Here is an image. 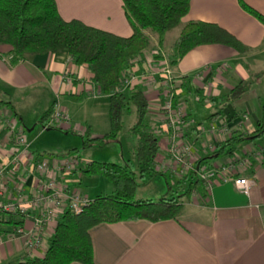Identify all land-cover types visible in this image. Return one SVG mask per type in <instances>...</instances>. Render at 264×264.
<instances>
[{
	"label": "crops",
	"instance_id": "obj_1",
	"mask_svg": "<svg viewBox=\"0 0 264 264\" xmlns=\"http://www.w3.org/2000/svg\"><path fill=\"white\" fill-rule=\"evenodd\" d=\"M239 1L264 14V0H189L187 12L173 27L177 29L176 34L165 38L171 30L166 31L159 47L171 50L181 25L189 20L215 22L248 47L238 53L220 43L200 44L171 65L173 73L180 76L181 84H184L177 89V101L195 122L193 126L183 128L182 137L196 157L209 154V144L215 147L225 136L207 132V125L213 120L224 117L230 130L247 133L255 130L262 121L261 135H247L238 143L232 157H215L213 154L210 166L216 168L219 180L210 185L204 196L192 190L185 197L181 192L182 209L176 218L151 222L143 219L100 222L90 227L94 264H264V25L244 10ZM55 4L65 20L76 18L120 36L131 33L121 0H55ZM144 32L154 44L155 36L148 30ZM7 50L6 45L0 44V98L8 101V105H0V111L6 110L25 128L33 119L37 121L39 113L57 98L67 114L66 122L57 128H72L80 136L85 131L92 135L106 131L94 123L92 114H100L102 126L104 112L108 122L107 96L100 94L98 87L90 81L86 64H75L62 49L23 53L11 62ZM144 54V60H147V49ZM219 62L225 65L214 70ZM62 75L69 77L68 80ZM251 76L255 78L249 79ZM239 80H248L247 88L239 97L225 101V93ZM137 83L148 102L147 117L157 127L158 149L153 163L160 167L167 161L161 99L154 86L141 79ZM190 91L194 92L197 101L208 102L213 107L205 119V126L192 118L189 107L183 102L185 92ZM28 129H24L25 139ZM26 140L30 148L31 142ZM7 146L0 124V152L5 153ZM30 151L41 155L37 150ZM53 161L57 160H50ZM157 171L163 172L166 180L167 175L174 173L168 169ZM68 174L75 175V172ZM223 175L250 179L247 194L237 191L231 178L224 179ZM181 180L188 182L187 177ZM67 184L85 194L81 185ZM31 223L27 217L22 226L27 228ZM54 223H47L41 245L32 249L24 246L21 236L0 234V264L24 256H41ZM68 264L81 263L72 261Z\"/></svg>",
	"mask_w": 264,
	"mask_h": 264
},
{
	"label": "trees",
	"instance_id": "obj_2",
	"mask_svg": "<svg viewBox=\"0 0 264 264\" xmlns=\"http://www.w3.org/2000/svg\"><path fill=\"white\" fill-rule=\"evenodd\" d=\"M121 3L131 28L127 36L87 25L76 18L65 20L59 15L55 0H0V44L7 46L9 61L18 60L23 53L65 50L75 64H86L90 81L98 87L100 94L107 96L108 129L99 135L83 132V142L104 143L115 138L121 128L122 111L129 103L133 106L134 121L127 130L131 139L130 153L137 169L136 176L130 162L84 161L79 170L86 175L104 176L111 183L110 193L92 196L77 212L67 208L62 210L55 219L51 237L41 256H24L7 264H68L72 261L94 264L89 236V228L93 225L136 219L151 222L176 218L181 212L182 203L177 194L169 193L156 200L134 197L138 184L145 183L157 173H164L153 166L158 149L157 127L147 117L145 95L138 83L122 88L121 74L123 69L131 66L138 69L134 58L140 55L144 59L145 49L148 50V63L156 67L161 65V55L157 48L151 47V38L144 30L153 34L157 44H161L163 34L177 26L187 12L189 0H121ZM239 4L264 25V14L242 1ZM207 43L227 45L238 53L248 49L235 35L215 22L189 20L181 25L171 45L168 63L174 65L186 51ZM247 86L248 80H239L225 93L224 100L239 97ZM176 94L174 103L178 102ZM0 105H8V101L0 98ZM51 112L52 103L39 113L37 121H46ZM262 127L260 121L251 133L231 129L209 154L196 157L194 164L210 166L213 154L215 157L234 156L238 143L249 134L260 136ZM73 172L76 168L70 171ZM186 177L188 182L182 194L188 197L194 190L204 196L206 181L197 178L192 171L180 175L179 179ZM22 222V213L1 211L0 234L10 235Z\"/></svg>",
	"mask_w": 264,
	"mask_h": 264
},
{
	"label": "built area",
	"instance_id": "obj_3",
	"mask_svg": "<svg viewBox=\"0 0 264 264\" xmlns=\"http://www.w3.org/2000/svg\"><path fill=\"white\" fill-rule=\"evenodd\" d=\"M157 50L162 58L161 65L152 66L140 55H136L134 61L139 67L137 70L133 66L122 70L121 87L137 83L139 79L145 80L154 86L161 99V121L165 130L167 161L162 162L160 167L153 163L154 168L163 171L168 169L178 175L192 171L197 178L206 181L207 190L213 182L219 180L216 168L194 164L196 156L190 144L183 140L182 133L183 128L193 126L195 122L186 115L179 102H173L176 90L181 86V78L173 73L167 54L160 48ZM224 65V62H219L213 69L219 70ZM61 77L66 80L69 78L65 75ZM7 113L6 110L0 111V124L8 144L6 152H0V212L17 211L23 214V219H31L30 227L16 226L12 234L23 237L24 246L32 249L41 245L42 234L49 221L55 220L66 208L73 212L79 211L89 197L65 181V174L76 168L77 158L72 156L50 162L42 155L30 151L29 142L24 137V126ZM66 120L67 114L55 98L51 115L40 123V129L61 126ZM206 130L212 135L215 132L226 135L230 128L223 117L210 122ZM208 148L212 150L214 146L209 144ZM223 178H231L233 187L247 194L250 179L245 176L227 175H223ZM1 239L0 236V241Z\"/></svg>",
	"mask_w": 264,
	"mask_h": 264
},
{
	"label": "rangeland",
	"instance_id": "obj_4",
	"mask_svg": "<svg viewBox=\"0 0 264 264\" xmlns=\"http://www.w3.org/2000/svg\"><path fill=\"white\" fill-rule=\"evenodd\" d=\"M170 30L171 31L166 33L165 38L167 36L170 37L172 34H176L177 32L176 28ZM151 47L160 48L167 55L171 51L168 47H164L165 49L159 47V44H157L156 41L154 44L152 43ZM254 78V76H251L249 79ZM182 98L183 102L185 101L186 105L189 107L192 118L196 121H201L203 126H205V119L208 114L213 111V107H211L208 102L197 101L198 99H195L196 96L193 91L185 92ZM92 119L99 128L107 130L108 122L104 112L102 116V126L101 116L99 113L92 114ZM133 121V106L129 103L128 107L122 111L121 128L117 132L115 138L109 139L104 143H98L93 141L83 142V138L80 134L72 130V128L61 130L53 126L45 130H40V123L33 119L29 126L25 127L26 129L31 127L28 131H26V139L31 142L29 148L30 150L39 151L42 157L49 161L51 159H67L76 155L77 162L75 175L65 174V181L67 183L81 185L84 189L83 191L85 192V195L91 198L96 194L110 193L112 186L111 183L102 175L83 174L79 170V167L83 166V163L86 160L95 159L99 161H114L117 163L130 162L132 170L137 176L135 162L130 153L131 139L127 130ZM89 135L92 134L89 133ZM178 176L179 175L174 172L169 176L167 175L166 180V177L163 174L157 173L145 183H141L136 186L134 197L156 200L161 197L162 193H174L180 195L187 184V181L179 179ZM168 189L169 191H167ZM52 221L55 222V220Z\"/></svg>",
	"mask_w": 264,
	"mask_h": 264
}]
</instances>
